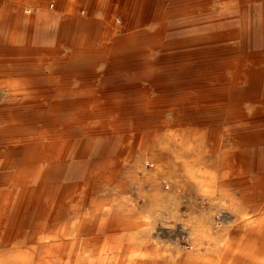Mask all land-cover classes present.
<instances>
[{"label": "bare ground", "instance_id": "6f19581e", "mask_svg": "<svg viewBox=\"0 0 264 264\" xmlns=\"http://www.w3.org/2000/svg\"><path fill=\"white\" fill-rule=\"evenodd\" d=\"M144 1L75 0L62 7L50 0H0V98L11 108L0 111V264H264V147L233 151L224 137L209 135L210 123L172 128L161 147L166 156L154 152L147 159L167 184H152L137 207L129 196L133 180L118 177L117 137L91 126L97 103L56 131H21L36 124L30 101L38 94L72 93L65 76L75 69L97 72L103 65L101 78L110 85L136 78L142 66L156 72L155 47L195 53L228 39L264 47V0H162L153 41L137 36L128 21V9ZM192 14L208 21L195 25ZM229 14L242 24L224 27ZM181 16L189 22L178 25ZM112 37L113 50L102 58L99 47L110 46ZM61 39L69 54L58 52ZM205 55L196 66L210 65ZM258 65L255 81L264 86V62ZM207 81L206 97L230 90L226 78L209 81L217 87ZM210 99L203 101L209 107ZM255 136L264 138V131ZM177 138L178 150L171 141ZM212 206L229 213V224L215 223L216 214L207 210ZM180 227L189 231L193 251L181 253L180 245L178 255L163 254L154 238L165 229L179 235Z\"/></svg>", "mask_w": 264, "mask_h": 264}, {"label": "rangeland", "instance_id": "374dc122", "mask_svg": "<svg viewBox=\"0 0 264 264\" xmlns=\"http://www.w3.org/2000/svg\"><path fill=\"white\" fill-rule=\"evenodd\" d=\"M50 1L59 3L63 7L68 1L75 0ZM148 1H144V4L140 2V4L129 8L127 14L130 26L139 31L137 36L153 41L158 36L153 29V24H161L163 19L159 17L162 0ZM97 13L96 16L101 17V11ZM191 16L193 18L189 20L194 21L195 25L208 21L206 17L196 18V14ZM241 19L240 16L229 14L221 24L224 27H226L225 25L230 27L234 24H242L243 20ZM189 20L187 16H181L178 19V25L189 22ZM150 25L152 26L150 27ZM113 40L114 37L108 40L110 46L101 45L99 47L98 54L102 58L103 55L105 56L113 50L111 42ZM61 41L58 52L62 55L69 54L71 48L62 39ZM202 53L204 55L207 53L205 59L207 56L211 59L209 66L207 64L196 66L197 62L202 60V56H199ZM150 56L155 62L156 72L150 73L146 67L142 66L139 68L136 78L134 76L128 79L118 78L110 85L101 78V73L104 70L103 65L99 66L97 72L96 70L95 72L94 70L89 71V69H75L69 72L65 77L70 83L72 93L61 97H58L56 92L38 94L30 101V104L36 107L34 112V118L37 119L36 124L31 128L21 130L26 134L39 133L42 130L49 133L56 131L63 128L62 124H68V120L73 116L83 118L90 111L89 107L94 102L97 103L100 110L94 115L95 119L91 118L93 121L91 126L97 133L117 137L118 143L113 152L119 159H117L118 177L122 176L121 178L126 180H133L134 193L132 192L129 196L131 204H136L137 207L144 206V196L151 194L153 185L160 184L165 187L167 184L166 176L163 173L159 174L160 171H155L156 167L147 159L154 152L159 158L166 156L162 153L161 147L165 141L172 137L170 136L172 128L179 130L195 124L210 123L212 132L209 135L224 137L233 151L239 152L243 149L252 152L264 147V138L260 139L255 136L264 131V86L255 81V77L258 75L257 71L262 70V66L258 64L262 65L264 62L263 46L251 47L246 44L241 47L238 40L228 39L215 41L212 46L206 49L197 48L195 53L183 46H177L171 50L164 49L163 46L155 47ZM207 78L209 81L226 78L230 89L226 96H220V92L214 91L213 97L204 96V84ZM216 81L209 83L217 87ZM196 85L201 87L198 92V87L197 90L195 89ZM188 95L195 99L184 100ZM209 98L213 105L211 107L208 103L203 102ZM217 100L224 101L225 105H219ZM18 103L21 105L23 102L19 101ZM9 105V102L0 98V111H10ZM54 105H59L56 107L58 112H53ZM22 113L27 115L28 111ZM175 117L178 118L179 123L173 124ZM86 122L88 123V121ZM2 136L4 135H0V141L4 138ZM171 141L173 148L178 150L182 140L177 138V140L171 139ZM56 148H59V144L56 145ZM181 167V165L178 166L179 169ZM130 176L132 177L130 178ZM140 185L144 192L140 193ZM180 193L182 194V192ZM213 207H208L207 210H213L211 212L216 214V217L214 216L215 223L219 226L229 224L228 222L231 221V217L227 216L229 213L225 210L217 212V207ZM143 218L145 217L143 216ZM178 230L180 233L178 232L179 235H176L175 232L165 229L159 237L154 238V245L159 246L163 254L178 255L180 251H177L176 246L180 245L181 253L190 254L194 248L190 242L189 231L183 230L181 227ZM206 246V244L202 246L203 250Z\"/></svg>", "mask_w": 264, "mask_h": 264}, {"label": "clouds", "instance_id": "9594fccd", "mask_svg": "<svg viewBox=\"0 0 264 264\" xmlns=\"http://www.w3.org/2000/svg\"><path fill=\"white\" fill-rule=\"evenodd\" d=\"M211 215H215V213H212ZM219 226V225H218Z\"/></svg>", "mask_w": 264, "mask_h": 264}]
</instances>
